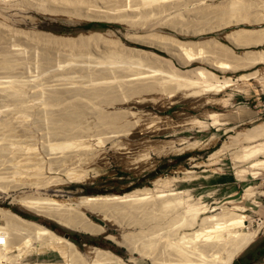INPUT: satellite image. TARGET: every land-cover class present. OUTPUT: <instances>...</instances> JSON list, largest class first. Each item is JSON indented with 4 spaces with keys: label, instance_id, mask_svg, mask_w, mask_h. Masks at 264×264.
<instances>
[{
    "label": "bare ground",
    "instance_id": "6f19581e",
    "mask_svg": "<svg viewBox=\"0 0 264 264\" xmlns=\"http://www.w3.org/2000/svg\"><path fill=\"white\" fill-rule=\"evenodd\" d=\"M0 1L11 5L9 0ZM22 1L28 5L35 2L32 5L41 9L55 12L61 10L66 14L72 10L75 14L78 9L81 11L83 8L88 14L86 16L91 19L96 10L99 13H97L98 18L119 20L129 30L142 29L153 33L156 26L158 27L164 22L171 24V29L179 25H182L184 29V26H187L184 22H198L197 19H200L198 15H202L201 18L205 20L217 19L222 13L228 11L232 2L238 0H229L228 6L224 5L228 8L221 7L222 2L221 5L219 4L220 6H217L218 9L216 8L217 3L215 4L216 0ZM257 3H259L258 0L255 5ZM261 5L257 6L263 7V4ZM182 10H190V14L187 13V16L184 17L185 13L182 15ZM119 21L118 23H120ZM195 22L194 24H196ZM191 26L188 25L189 32H193L192 34L201 28L191 31V28H194L193 25ZM189 28L187 29L189 30ZM179 29L182 28L178 27L176 31ZM173 30L175 29L173 28ZM21 31L12 29L0 22V75L2 76L0 77V182H9L8 186L0 185V188L5 189V191L14 190L20 191V193L22 191L21 196H17L21 207L37 216L51 219L59 226H64L65 229L86 235L105 232L106 227L82 218L84 214L81 209L95 213L108 222L118 221L119 217H122L123 220L120 218V222H117L124 229L123 238L122 236L120 238L127 240L125 243L127 242L131 255L138 252L142 256H147L152 262L151 264H233L235 258L247 249L264 230V221H260L258 229L252 232L249 225L251 218L246 214L247 209L245 207L223 206V210L216 213L217 209L211 210V207L202 201L203 198L195 199L189 190L168 191L169 193H167L165 190L169 188L166 184L176 182V179L159 178L156 180L153 183L155 186L164 185V189L157 190V192L155 190L158 188H143L121 196L82 197L73 203L74 206L70 203L64 205L57 203L51 198L52 195L43 198V193L36 195L33 192L29 195L28 191L23 192V190L39 192V190L48 191L53 187L56 188L62 182V179L57 176L62 173L67 174L69 181L83 179L86 175L85 169H78L79 171H77V169L71 168L75 165L90 164L92 159L95 162L97 158L102 161L106 158L103 157L106 154L100 155V151H97L92 143L80 141L83 137L88 138L95 135L90 134L91 129V132L94 133L93 129L96 128L98 133L107 132V139L111 138V140L131 131L130 135L127 134L131 137L129 140L124 141L123 144L121 139L119 142L121 141L122 145L118 143V157L121 161L128 162L129 165H134L137 160L141 159L142 153V155L146 154L145 159L148 160L147 157L150 156V152L167 156L180 151L193 150L196 147L202 148L207 144L200 140L194 142L181 141L179 144L163 142L153 145L146 136L142 137L148 134L146 127L148 128L149 125L143 127L139 117L132 113V107L135 108L151 102L152 100L149 98L153 94L163 93L166 97L172 98L176 95H171L177 94V91H181L179 95L183 94V101L184 98L191 99L194 97L196 99L194 104L197 107H202L212 103L209 101H213L212 99L216 94L227 91L235 85L236 81L231 77L220 78L203 67L181 71L174 66L167 70L168 67L162 66L167 60L154 52L128 48L121 49V52L116 48L117 46L120 47V44L113 45L116 42H113L112 45L117 50L107 49L108 44H105L106 46L103 45L104 43L100 44L102 41L93 40L95 42H90L91 39L99 37L97 34H89L90 36L82 34L77 38H64L65 36L57 37L52 34V36L44 34L38 36L36 33L34 35ZM244 33L246 35L248 31ZM214 40H211L212 44L215 42L213 45L217 46L218 44V47H227ZM77 41L81 44L76 45ZM106 42L108 43V41ZM149 42L151 41L146 43ZM204 42L202 41V43ZM207 42L205 43L207 44ZM57 44L62 47L56 46ZM63 44L67 48H64ZM191 45L193 46V43ZM165 46L167 44L163 47L166 48ZM180 46L183 47L185 44H180ZM224 47L223 50H225ZM24 48H27L25 49L27 51L29 49L33 54L37 51L40 56L39 65L42 71L39 74L40 77L34 75L30 77L28 74L27 71L29 70L26 69L27 66L25 65L27 60H24L26 55H23ZM161 49H163L162 46ZM228 49L230 50V48ZM231 51L232 56H239L233 50ZM25 53L27 54L26 51ZM254 53L253 51L244 52L239 58L245 61L243 64H239V61L235 60L239 64L237 69L245 70L249 65L260 64L257 57L258 55L261 57L263 51L256 55L257 62ZM94 55L102 57L104 62L100 61L96 62L98 65L94 64V60H91ZM58 58L67 61L64 60L65 63L62 64L61 61L63 60L58 61ZM230 59L232 58L230 57ZM261 60L264 62V58H260ZM160 62L161 65H159ZM99 64L106 66L103 67L102 65L101 67ZM259 75L264 78V70L261 73L256 71L241 75L237 82L257 78ZM181 96L179 97L181 98ZM203 97L207 101L202 103ZM207 117L209 121L194 119L188 121L186 125L198 126L202 130H208L209 127L220 130L225 125L221 121L219 113L209 112ZM89 118L95 121L89 120ZM90 121H92L91 125L89 124ZM145 121L143 123L146 124ZM93 122H96L94 123L96 126L93 125L95 128H91ZM44 127L47 128V132L44 131L47 136L45 134L42 136L45 135L46 139L49 136L51 140L49 139V144L44 147L45 151L43 150L42 153L34 152L35 148L30 142H35L37 131ZM231 129L226 128V131ZM96 135L98 134L96 133ZM42 136L41 138H43ZM263 139L264 125L240 132L236 139L233 138L235 142L233 140L225 142L219 150L210 155L208 161H212L221 153L223 155L222 151L226 153V150H230L231 146L234 148L244 144L238 153H232L234 155L232 157L241 169L237 175L243 180L248 176L258 178L264 171ZM45 141L44 139L43 142ZM248 163L250 164L249 168H243ZM46 165L49 166L52 174H57L56 177H45L44 168ZM250 168L254 171L251 172ZM185 173L189 179L193 180L192 171L186 170ZM255 194L256 188L250 186L245 190L244 196L247 200H251ZM44 195L46 197V194ZM253 204L258 208L262 206L256 201H253ZM116 216H119L118 219ZM1 220L5 222V226L0 224V264H130L115 253L97 247H87L86 253L82 254L79 248L66 237L56 234L40 223L24 219L10 210L0 208ZM52 252L57 253L61 261L25 262L29 256L36 253L40 257ZM132 259L134 260L133 257Z\"/></svg>",
    "mask_w": 264,
    "mask_h": 264
},
{
    "label": "rangeland",
    "instance_id": "374dc122",
    "mask_svg": "<svg viewBox=\"0 0 264 264\" xmlns=\"http://www.w3.org/2000/svg\"><path fill=\"white\" fill-rule=\"evenodd\" d=\"M9 1L8 2L11 5H7V2L5 4V2L3 3L0 1V22L8 27L10 26L12 29H15L17 31L22 30L21 32L28 34L36 33V35L38 36L39 34L50 35V36L53 35L57 37L65 36L64 38L66 37L77 38L82 34L88 36L92 34H97L100 37V38L98 37L99 40H97L98 38L91 39L92 41L90 40V42L92 43L95 42L93 40H96L98 42L102 41V43L100 44L104 43L103 44L104 46L108 44L106 46V48L109 46L107 49L109 48L110 50L118 49L121 52L125 48L142 49L149 51L151 53L154 52L155 54L157 55L159 54L160 57H163L165 58V60L168 61V62L164 61L165 65L164 64L162 65L164 66V68L168 67L166 68L167 70H169V68L174 66L175 68L181 71L191 70L197 67L200 68L203 67L204 69L213 72L220 78L231 77V79L236 81L235 85L227 89V91L219 92V94H216L214 96V99H212L213 101H209L212 103L206 104V106L203 105L202 107H197L196 104H194L196 100L194 97H192L191 99L184 98L183 101L182 98L183 94L181 93L182 95L181 96L179 95L180 94L179 92L181 91H177L176 92L177 94H172L171 96L176 95L177 97L181 96V98L180 97L177 98L176 96H173L171 98V97H166L165 95H163V93L162 94L156 93L155 95L153 94L152 96H150L149 99L152 100L151 102L139 105L135 108L132 107L131 109L132 113H135L136 116L139 117L143 127L145 128L146 126L149 125L148 128L146 127V132H148V134L143 135L142 137L146 136L147 139L153 143V145L162 144L163 142L164 143L175 142L174 144H179L181 141L194 142L196 140H200L205 142V144H207L202 148L196 147L195 149L193 148V150L190 149L191 151L190 150L180 151L175 154H171L167 156L158 155V154H154V152L153 153L150 152L149 154L150 156L147 157L148 160L145 159L146 157L145 153H144L145 156L142 155L143 153L142 154L140 153L143 157L140 155L141 159L137 160L136 163H134V165L131 164L129 165L128 162L125 163V161H121V159H119L118 143H120L121 141L122 143L124 141L126 142L127 139L129 140V138L131 137L128 135H130L131 131L129 132L126 129L129 133L126 131L127 132L126 134L121 133L123 134V136H119L120 138L117 137L111 140V138L107 139L108 138V135H106L107 132L101 131L102 133L101 132L98 133L99 131L96 132L97 131L96 128L93 129V131H95L94 133L91 132L92 131L91 129L90 134L93 133L95 135L94 136L91 135L93 136L91 137L89 134L90 137L88 138L83 137V139L82 138L81 139L84 141L82 140L80 141L86 143H92L94 148L97 149V151H100V155L106 154L105 156H103L106 157L103 161L97 158L95 162L92 159L93 162L91 161L90 164H85L87 168L85 167L84 164H83L84 167L83 165H77V166L75 165L74 167H72L71 169L74 170L77 169V171L82 169L83 170L85 169L86 171L85 173L86 175L83 179L74 180V181L73 180L69 181L66 173H62L58 176L57 174L56 175L52 174V172L49 170V166L46 165L44 168L45 177H50V176H55V177L57 176L58 178L60 177V179H62L60 185L56 186V188L53 187L48 191L39 190V192L37 191L35 192L27 189V190H23V192L28 191L27 193L29 195L33 192L36 193V195H38V193L40 194L43 193L42 194L43 198H48V196L52 195L51 198L55 202L60 203L62 205L70 203V205L74 206L73 203H75L78 198H82V197L102 196V195L121 196V195L129 194L137 189H143V188H152V189L158 188L155 190V192H157V190L159 191L164 189L163 188L164 185L155 186V184L153 183L156 180H158L159 178L160 179L170 178L171 180L173 178L174 180L176 179V182L166 184L167 187L169 188V189L166 188L168 190H165L167 191V193H169L168 191L179 192V191L189 190L195 199L203 198L202 201L205 204H207L209 207H211L210 208L211 210L217 209V211H215L216 213L221 212L223 210V206L245 207L247 209L246 214H248L251 218L249 224L251 231L254 232L256 229H258L257 227L259 226L260 221H264V194H261L264 192V171H262L263 174L260 175L258 178H254L253 176H248L247 178H245V180L241 179L237 175L238 171L241 169L239 168V164L238 163L236 164L234 157L232 156H234L233 154H236V152L238 153L240 147L244 144H241V146L239 145L238 147L235 146L234 148H232L233 146H231L229 148L230 150H226V153L222 151L223 155L220 152L221 153L220 156L217 155V157L213 158L212 161H208V160L210 155L213 154L215 151L219 150L225 142H229V140L232 141L233 138L236 139L238 133L243 131H248L260 125H264V86H263L264 78H262L261 75H259L257 76V78L255 77L249 80L247 79V81L240 80L237 82L238 78L241 75L251 74L256 71H260L261 73L264 70V62L262 60L260 61V58H264L262 57L264 56L263 54L264 53V0H258L259 3H257L256 5L255 3L257 2V0H255V2L254 0L234 1L231 3V7L228 9L227 12L222 13L219 16V18L216 17L218 20L215 18H212L210 20L207 19L205 20L204 18L203 19L201 18L202 15L201 16L198 15L200 19L197 20L199 21L198 22L194 21L198 25L194 24L193 21L189 23L184 22V24H187V26H184L183 29L182 25L179 26L175 25L178 26L179 28H182L176 31L178 27H173L175 29L173 30V28L171 29L172 26L171 24L169 25V23L166 24V22H164L165 25L167 26L163 25L164 23L163 24L161 23L159 25L161 27L156 26V29L154 30L155 32L153 31V33L143 31L142 29L129 30L126 27V25L119 20L118 21L120 23H118L117 20L115 21L113 19L98 18L97 15L99 13L96 12V10L95 13L93 12V17L91 19L86 16L87 13L86 11H84L83 8L81 11H79L78 9V11L75 12V14L73 13L74 12L73 10L70 11V13L68 12L66 14V12L64 13L61 10L60 12L58 10L57 12H55L45 9L46 11H50L47 13L43 8L41 9L38 6L36 7L32 5L35 4V2L32 3L31 5H28V3L26 4L22 0H18V1L9 0ZM228 1L229 0L226 1L216 0L215 1V4L217 3L216 8L219 4L221 5L222 2L223 4L221 5V7H224V5L228 6L227 4ZM16 2H18L19 4H17ZM260 3L263 4V7L257 6V5H261ZM13 4H17V5H13ZM224 8H228V7H224ZM92 11H94V9H92ZM185 11L186 10H182V15L184 13L186 14V15L184 14V17L187 16V13L190 14L189 13L190 10H187L188 12ZM203 20L205 22H202ZM91 23H95L96 26L89 28L86 27L88 24ZM188 25L190 27H192L191 25L194 26V28H191V31L192 29L195 30L197 28L198 29L200 27L201 28L199 29L198 32L196 31L194 34H192L193 32L191 33L189 32L190 28L188 27ZM187 28H189V30ZM240 30L243 31L245 30L244 32L248 31V33L244 35L245 33ZM180 32L182 33V35H180L181 34ZM230 33L234 35L232 36ZM210 39L212 41L215 39L214 41L224 44L225 46L230 48V50L227 47L223 46L224 49L226 50L225 51L222 49L223 48L222 46H221L222 48L220 46L219 48L218 44L217 46L213 45L215 42L212 44ZM109 40H111L110 43ZM149 40L152 42V43L149 42L151 44L146 43ZM106 41H108V43ZM202 41L205 42L208 41V42L206 44L205 42L202 43ZM113 42H116V44H113ZM153 42H155L154 44L156 46L153 44ZM191 42L193 43V46L191 45L192 44ZM117 43L118 45L120 44L122 48H120L121 46L120 47L117 46L116 49L113 46V45L116 46ZM77 44L80 45L81 43L78 42L76 43V45ZM166 44H167V46H165L166 48L169 46L167 48V51H165L166 48L163 47ZM180 44L183 45L185 44V46L182 47L180 46ZM160 45L164 50L161 49ZM56 46H58V44ZM159 46L160 49H158ZM64 48H67V46H65ZM25 49L27 48H24V50ZM231 50L236 52V54H238L239 56L238 57H236L235 55L232 56L233 53ZM25 51L27 52V54L25 53ZM25 51H24L25 54L23 53V55H26L24 56V60H27V62L25 61L26 62L25 65L27 66V68L26 67L25 68L30 72L27 70L26 71L28 72L30 77H32V75H34L35 77L36 76L40 77L41 75L39 74L40 72H42L40 68L41 66L39 65L40 56L38 55L37 51L34 52V54L29 49L28 51L27 50ZM29 51L31 52V54ZM222 51L227 52L228 54ZM246 51L255 52L254 53L255 58L256 55H258L260 52L262 53L263 51L262 54L260 53L261 57H259V55L257 57L259 58L258 62H260V64L254 66L249 65L248 68L245 70L237 69L239 64H243L245 62L243 59H239V58H241L242 54ZM256 52L258 53L256 54ZM92 57L91 60L92 61L94 60L93 61L95 62L94 64H97L96 62H100V61L104 62L103 61L104 59H102V57L100 56L94 55ZM230 57L232 59H230ZM257 58H256V62H257ZM61 59L63 60V58ZM61 59L58 58V61H60ZM64 60L65 62L67 61L66 59ZM64 60L61 61L62 64L65 63ZM235 60L237 62L239 61L238 62L239 64H237ZM186 62H188L187 65ZM27 63L29 64L27 65ZM102 65L104 67L105 64ZM102 65L100 66L102 67ZM159 65H161V62ZM0 77L2 76L0 75ZM203 98L201 99L202 103L203 101H207L205 100V98L204 99ZM125 110L128 111V109ZM209 112H216L220 114V119L225 124L223 127H221L220 130L216 129L215 127L214 128L209 127L208 130L207 129L202 130L198 126L194 127L193 125L192 126L186 125L188 124V121L194 119L209 121L207 117ZM146 117L149 118L145 119ZM141 118L145 119L146 121ZM89 120L93 121L94 119L89 118ZM92 121H90L89 123L90 125ZM144 121L146 122V124L143 123ZM94 123L96 122H93L91 128H95L94 126L96 125ZM226 128H232V129L226 131ZM46 130L47 128L45 127L43 129H39L36 133L37 136L34 139L35 142L34 141L30 142V144L33 145V148H35V150H33L34 152L38 151L39 153H42L43 150L45 149L44 147H46V145L49 144L50 138L48 136L46 139L45 137L46 133H44V131ZM123 131H125V129H123ZM96 133L98 135H96ZM42 134L45 135L42 136ZM41 136L43 138H41ZM37 138H39L40 140ZM44 139L46 140L45 142H43ZM119 140L121 141L119 142ZM233 141L235 142V140ZM122 143H120V145H122ZM185 155H189L190 157L186 158L185 160H183L182 162L178 163V165L175 166L176 161L174 157H181ZM249 166L250 164L248 163L243 168L248 169ZM158 168H161V171H159V173H157L156 175H152V173L158 170ZM186 170L193 172L192 174L193 180L187 177L188 175L185 173ZM249 170L251 172L254 171L251 168ZM7 182L8 181L4 183V181L3 182L1 181L0 185H4L6 187L9 184V182L8 183ZM250 186L256 188V194L255 197H253V199L247 200L244 194H245V190ZM21 193L20 191H14V190L5 191V189L0 188V208L5 210H10L24 219L35 221L37 223L46 226L47 228L49 227L45 223L57 224L55 221L51 219L39 215L37 216L36 214L21 207L18 202L19 198L17 197V196H21ZM44 194H46V197ZM253 201H256L260 206L261 205L262 206L259 208L256 207L253 204ZM81 212L84 214L82 218H84L85 220L89 219L94 224H98L103 227H106L105 232L102 233L98 232L95 233L94 235H86L80 232L76 233L82 235L87 239L93 238L95 244H88L83 241H79L77 242L78 243L77 244L70 237H68V240L73 242L79 248V251L82 254L86 253L87 247H97L115 253L116 255L122 257L125 261H128V263L130 264L152 263L150 262L149 257L147 258V256H142L138 252H135V254L133 255L130 254L128 250L127 242L125 243V241L127 240L122 239L124 229H122L120 223L119 224L117 223L118 221L120 222V220H123L122 217L116 216V219H118V217L119 219L120 218L121 219L120 220L118 219V221L108 222L95 213L87 212L84 211L83 209H81ZM0 224H2V226H5V222L3 220L0 221ZM62 228L65 229L64 226H62ZM54 232L64 238L66 237L65 235L57 231ZM121 236L122 238H120ZM116 241L118 242V244L120 243L121 245L120 244L118 245ZM262 245H264V230L261 231L257 239L247 249H245L240 255H238L235 258L234 262L236 261L238 264L240 263L242 264L241 259L243 258L247 259L254 251V249ZM132 257L134 258V260L132 259ZM38 260L61 261L59 255L55 252H52L50 254L40 257H38L36 253L34 255L29 256L25 262L37 263ZM250 264H264V257L261 258L260 260L254 262L252 261Z\"/></svg>",
    "mask_w": 264,
    "mask_h": 264
},
{
    "label": "trees",
    "instance_id": "16d2710c",
    "mask_svg": "<svg viewBox=\"0 0 264 264\" xmlns=\"http://www.w3.org/2000/svg\"><path fill=\"white\" fill-rule=\"evenodd\" d=\"M96 24L95 23H91L88 24L86 27H95ZM104 26V25H102ZM189 155H185V156H181V157H174L175 161H176V165H178V163L182 162L183 160H185L186 158H189ZM159 171H161V168H158V170H156L154 173H152V175H156L157 173H159ZM35 219V218H33ZM37 219V218H36ZM51 230L53 231H57L65 236L70 237L75 243L79 242V241H83L85 243L88 244H95L94 239H87L85 237H83L82 235L76 234L74 232L68 231L66 229H63L62 227H60L59 225L55 224V223H45ZM78 244V243H77ZM264 257V245L254 249V251L251 253V255L247 258V259H241L242 264H250L252 261H257L260 260L261 258ZM233 264H238L236 261ZM241 264V263H240Z\"/></svg>",
    "mask_w": 264,
    "mask_h": 264
},
{
    "label": "water",
    "instance_id": "95a60500",
    "mask_svg": "<svg viewBox=\"0 0 264 264\" xmlns=\"http://www.w3.org/2000/svg\"><path fill=\"white\" fill-rule=\"evenodd\" d=\"M66 230H68V231H71V232L78 233V232H76V231H73V230H70V229H66ZM66 238L68 239V236H66Z\"/></svg>",
    "mask_w": 264,
    "mask_h": 264
}]
</instances>
